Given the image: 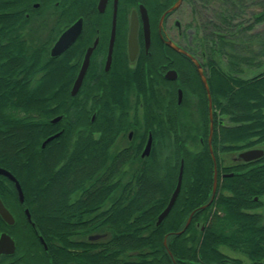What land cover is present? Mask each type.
Here are the masks:
<instances>
[{
	"label": "trees",
	"instance_id": "1",
	"mask_svg": "<svg viewBox=\"0 0 264 264\" xmlns=\"http://www.w3.org/2000/svg\"><path fill=\"white\" fill-rule=\"evenodd\" d=\"M28 1L0 0V167L19 180L35 224L24 217L15 189L0 187L17 217L14 227L0 220V231L14 229L25 264H244L220 247L264 264V215L253 212L264 206V157L227 162L246 150H264V29L255 31L264 24V0H194L213 102L214 198L208 97L197 71L191 85L196 111H188L187 99L178 108L175 95L173 104L171 96L147 92L145 129L129 148L113 153L119 127L103 125V141H96L79 97L55 93L65 79L42 74L44 50L28 47L22 37L27 27H16L24 21L13 9ZM57 116L62 119L53 123ZM149 132L154 142L142 157ZM182 161L180 194L157 225ZM1 184L13 185L3 175ZM45 185L56 187L54 195ZM80 185L84 197L70 200Z\"/></svg>",
	"mask_w": 264,
	"mask_h": 264
},
{
	"label": "flooded vegetation",
	"instance_id": "2",
	"mask_svg": "<svg viewBox=\"0 0 264 264\" xmlns=\"http://www.w3.org/2000/svg\"><path fill=\"white\" fill-rule=\"evenodd\" d=\"M13 10L15 15L23 16L24 23L16 27H27L22 35L27 46L44 50L46 66L42 74L65 79L55 88V93L72 95L76 80L83 75L77 93L72 96L79 97L81 108L87 110L89 121L94 124L96 141H103V125L119 127L117 137L113 138V153L129 148L145 129L144 95L147 92L171 96L173 104L175 95L178 108L187 99L188 111H196L199 99L191 85L194 69L198 75L199 72L193 59L207 76L206 53L197 40L201 25L194 0H29ZM72 27L79 28L76 39L61 54L53 56V48ZM20 79L18 76L17 80ZM114 116L127 118V123L125 120L116 123L112 119ZM57 117L62 119V116ZM150 136L154 142L152 132L147 133L141 156ZM232 157L240 159L236 154ZM12 183L0 187L15 189L24 217L29 222L28 210L33 222L23 188L24 201L21 203L16 185ZM52 188V185H45L49 194ZM85 192L80 185L68 198L81 199ZM0 199L14 223L8 224L1 215L0 220L14 227L17 222L14 202L6 203L1 196ZM263 207L253 212L264 215L260 210ZM14 232L8 227L0 231V238L8 234L16 245L14 254L0 256V264H25L26 257L17 249ZM34 233L40 237L37 231ZM41 245L47 251L48 246Z\"/></svg>",
	"mask_w": 264,
	"mask_h": 264
},
{
	"label": "water",
	"instance_id": "3",
	"mask_svg": "<svg viewBox=\"0 0 264 264\" xmlns=\"http://www.w3.org/2000/svg\"><path fill=\"white\" fill-rule=\"evenodd\" d=\"M78 32H79L78 27H72L69 31H67L65 34H63V36L59 39V41L57 42V44L53 48L52 55L57 56V55L61 54L76 39ZM193 60L195 61L196 65H197V70H198L199 75L202 79V82H203L204 87L206 89L208 100H209V115H210L209 146H210V152H211V155H212V158L214 161V167H215L214 183H213V195H212V198H214L215 194L217 192V188H218V168H217V160H216L215 154L213 152V148H212V137H213V133H214L212 95H211L209 84L207 82V78L204 75V72H203L201 65L198 63V61L196 59H193ZM82 78H83V75L81 74L78 77V79L76 80L72 95H75L77 93V91H78V89L82 83ZM60 118L61 117H57V118L53 119L52 122L53 123L58 122L60 120ZM59 136H60V133H57L55 135L48 137L43 142L42 146L45 147L47 143H49L50 141H52L53 139H55ZM152 143H153V139H152V136H150V138L146 144V147L143 151V154H142L143 157L150 155V152L152 149ZM263 156H264V150L263 149H250V150L243 151L239 154V158L245 162L256 161V160L261 159ZM0 175H3L5 177L9 178L12 182L15 183L16 189H17L18 194H19L20 202L22 203L24 201V194H23V190H22V187H21L18 179L10 171H8L4 168H1V167H0ZM183 175H184V162L182 161L179 176H178L177 185L175 187V190H174V192L170 198V201H169L167 207L159 215L158 220H157V225H160L163 222V220L169 215L172 208L174 207V205L177 201V198L180 194L181 188H182ZM205 207H207V205H205L203 208H205ZM0 215L3 217V219L8 224L12 225L14 223L13 216L11 215L9 210L6 208V206L3 204L1 199H0ZM27 217H28V220L31 223V225L34 227V223L31 220V215H30L28 210H27ZM191 220H192V215L188 219V222L186 224V228L189 226ZM39 239H40L41 243H43L45 245V247H47L43 237L40 236ZM164 244L167 247V237L164 241ZM15 250H16L15 241L8 234L4 233L0 238V256L2 254H7V255L14 254Z\"/></svg>",
	"mask_w": 264,
	"mask_h": 264
},
{
	"label": "rangeland",
	"instance_id": "4",
	"mask_svg": "<svg viewBox=\"0 0 264 264\" xmlns=\"http://www.w3.org/2000/svg\"><path fill=\"white\" fill-rule=\"evenodd\" d=\"M264 29V24H259V25H256L255 26V31H261V30H263ZM263 69V67L262 68H259V69H256V68H253V69H251V70H249L248 71V73L245 75V76H249V77H251V76H254L255 74H257L259 71H261ZM55 76V78H58V80H59V76H57L56 77V75H54ZM225 122H227V121H225ZM228 123V122H227ZM16 142H18V141H16ZM19 144V143H18ZM43 144V143H42ZM14 146H16V144L14 145ZM19 146V145H18ZM17 150H15V152L13 153V154H17V153H19L18 152V147L16 148ZM20 151V150H19ZM234 157H230V158H228V161L227 162H232ZM53 186V188H52V191H54V189H56V187L54 186V185H52ZM62 190H63V187L61 188ZM51 191V193L53 194L54 192H52ZM54 195V194H53ZM261 210V212L262 213H264V207L263 208H261L260 209ZM260 212V211H259ZM220 250L223 252V253H225L226 255H228L229 257H231V258H237V259H241V260H243V262H244V264H250L251 262L249 261V259L247 258V257H245L243 254H241V253H237V252H234V251H232V250H230V249H228V248H226V247H220ZM34 264H41V260L40 261H35L34 262Z\"/></svg>",
	"mask_w": 264,
	"mask_h": 264
}]
</instances>
